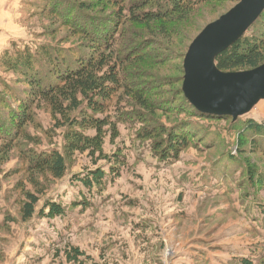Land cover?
<instances>
[{"label": "rangeland", "instance_id": "obj_1", "mask_svg": "<svg viewBox=\"0 0 264 264\" xmlns=\"http://www.w3.org/2000/svg\"><path fill=\"white\" fill-rule=\"evenodd\" d=\"M234 1H213L201 7L194 16L198 22L214 20L224 11L232 9L236 5ZM94 3L90 13L100 18H111V23L117 15L116 9L107 7L102 10V5L98 7ZM65 5L64 0H47L46 4L44 0H0V57L5 51L12 50L14 44L21 48H36L47 42L56 43V39L65 37V34L69 43H77L79 36L69 38L72 29L56 24L59 17L55 13L43 12L44 7L57 6V13H62ZM84 13L88 15V12ZM84 16L78 17L85 19ZM52 33L54 37H49ZM178 57L173 59L171 67L158 65L160 70L155 75L162 80L181 79L180 67L182 62L184 66L185 58ZM140 72L133 80L136 87H140L138 83L142 81L139 80ZM0 76L18 78L14 74L3 73L1 69ZM165 97L156 98H163L159 101L160 109H167L170 114L164 116L161 114L163 111L158 110V121L168 128L179 121L192 122L195 127L192 145L182 153L179 162L166 166L155 151L156 142L144 137V131L156 125V118L153 117L147 126L136 121H122L117 127L120 134L114 140L110 128H106V159L95 161L89 153H76L69 161L65 178L46 181L49 188L41 196L36 215L27 222L21 220L20 211L25 197L21 190H17V185L30 179L26 173L29 150L37 154L58 151L64 155L65 129L56 126L49 111L38 110L36 124L27 128L32 141L23 137L14 139L13 149L6 156L2 154L0 142V264H68L65 252L68 246L80 248L92 264H174V256L178 252H188V248L193 256L191 264H228L230 260V264H239L241 260L238 256L242 260L250 258L256 264L255 258L264 256V217L255 211L258 220L254 222L248 216L233 213L245 200L238 192L229 194L231 190L217 175L219 160L226 159L230 154L238 156L240 123L246 118L264 121V100L249 115L237 119L238 122L216 118L189 121L186 113H181L175 106L168 107ZM129 103L131 99L126 97L110 111V115L116 117L119 109L124 113L132 112ZM246 151H249V146ZM117 153L123 155L125 164L117 166L120 175H113L110 173L112 163L107 158H114ZM99 156L97 154L96 157ZM242 158L251 159L255 164L262 161L261 169H264L263 151L259 154L250 151ZM97 168L103 169L110 177L107 187L98 189L102 191L97 194L91 193L94 208L75 206L80 189H84L74 185L73 179L80 174L85 177L87 172ZM238 173L230 174V180L235 184L244 179ZM41 180L46 179L41 177ZM28 181L25 185L31 190L32 184ZM255 197L264 203V188L260 192L255 191L252 200ZM48 201L63 207L64 218L49 222L39 215ZM260 202H257L259 207L264 206ZM242 211L248 214L244 208ZM179 215L186 220L185 223L178 220ZM152 235L157 237L155 247L166 243V250H160L162 262L154 263L141 258L142 254L150 258L149 255L158 252L152 249ZM113 237L122 239L125 244L106 245L107 239L112 240ZM82 261L88 264L87 260Z\"/></svg>", "mask_w": 264, "mask_h": 264}, {"label": "trees", "instance_id": "obj_2", "mask_svg": "<svg viewBox=\"0 0 264 264\" xmlns=\"http://www.w3.org/2000/svg\"><path fill=\"white\" fill-rule=\"evenodd\" d=\"M44 1L46 4L47 0ZM213 1L221 0H64L66 5L62 13H57V6L49 9L44 7L43 12L55 13L59 17L56 24L72 29L69 38L79 36L77 43H69L65 39L68 35L65 34V37L56 39V43L47 42L36 48H21L14 44L12 50L2 54L0 69L3 73L18 76L17 79L0 76L2 154L6 156L11 152L16 138L33 140L27 128L36 124L38 110L49 111L56 126L65 129L64 155L58 151L37 154L29 150L26 173L30 179L20 181L17 185V190H21L25 197L20 211L22 221L34 218L41 196L49 188L46 181L65 178L70 167L69 161L76 153H89L95 161L106 159V128H110L114 140L120 134L117 127L122 121L131 120L147 126L153 117L156 118V125L147 128L144 137L156 142L155 151L162 162H166V166L179 162L182 153L192 145L195 127L192 122L184 121L170 128L161 124L156 114L158 110L163 111L161 114L164 116L170 113L167 109H160L159 101L163 98H156L158 96L166 95L164 101H168V107L175 106L181 113H186L189 121L195 118L233 120L231 117L203 114L190 104L183 92V62L180 67L181 79L162 80L155 75L160 70L158 65L173 66V59L177 55L184 60L195 38L207 25L222 16L204 23L198 22L194 16L201 7ZM240 1L234 2L237 5ZM93 3L98 4V7L102 5V10L107 7L116 9V17L111 23V18L96 17L90 13L94 9ZM230 10L224 11V14ZM84 12H88V15ZM80 15H85V19L79 18ZM53 34L49 37H54ZM157 40L160 41L155 45ZM215 63L225 73L249 71L264 65V12L241 39L216 57ZM137 70L141 71L140 87H136L133 81ZM126 97L131 99L129 104L133 108L132 112L124 113L119 109L116 117L110 115V111L117 108ZM240 124L242 129L239 131L236 153L241 157L230 154L226 159L219 160L217 175L231 190L229 194L238 192L240 198L245 200L240 209L233 213L248 216L251 221L257 222L255 211L264 217V206L259 207L257 202L260 199L255 197L252 200V197L255 191L260 192L264 188V169H261L262 161L255 164L251 159L242 157L250 151L253 154L264 153V121L246 118ZM248 146L249 151H246ZM97 154L100 156L96 157ZM122 156L117 153L114 158H107L112 163L111 174L120 175L117 166L125 164ZM233 172L243 175L241 183L235 184L230 180ZM41 177L46 180L42 181ZM109 179L101 168L90 170L85 177L81 174L75 177L72 183L84 190L80 189V197L74 205L94 208L95 201L91 199V193L102 191L98 189L107 187ZM27 181L32 184L31 190L25 185ZM242 208L247 215L241 212ZM64 214L63 207L52 201L46 202L39 211V215L49 222L64 218ZM177 218L184 223L186 221L181 215ZM65 252L68 264H83L85 254L80 248L68 246ZM239 260L242 264L254 263L250 258ZM255 261L256 264H264V256L255 258Z\"/></svg>", "mask_w": 264, "mask_h": 264}, {"label": "water", "instance_id": "obj_3", "mask_svg": "<svg viewBox=\"0 0 264 264\" xmlns=\"http://www.w3.org/2000/svg\"><path fill=\"white\" fill-rule=\"evenodd\" d=\"M264 12V0H241L207 25L184 60L183 92L199 112L234 121L264 100V65L249 71H220L216 57L235 44Z\"/></svg>", "mask_w": 264, "mask_h": 264}, {"label": "crops", "instance_id": "obj_4", "mask_svg": "<svg viewBox=\"0 0 264 264\" xmlns=\"http://www.w3.org/2000/svg\"><path fill=\"white\" fill-rule=\"evenodd\" d=\"M157 237H155L154 235H152V240H151V244H152V249L153 248H155L158 252H156V253H153V255H149L150 256V258H148L146 255H144V254H142V256H141V258L143 259V260H146V261H148L149 260V262L150 261H152V262H154V263H157V262H162V253L160 252V250H161V248L162 249H164V250H166V243L164 242L163 243V245L161 244V243H159V245H156V247H155V244H156V241H155V239H156ZM228 239V238H227ZM227 239H225V241L227 240ZM108 241H107V243H106V245H109V244H111V243H114L116 246H121L122 244H125L123 241H122V239H117V238H115V237H113V239L112 240H109V239H107ZM157 240V239H156ZM229 241H232L231 239H228ZM226 242H228V241H226ZM148 244H149V242H148ZM147 244V245H148ZM187 245V244H186ZM185 245V246H186ZM188 245H192V243H188ZM109 255H111V254H109ZM108 255V256H109ZM103 257H104V259H106V257H105V255H103ZM237 258H239L240 259V257L238 256ZM89 258L87 257V254L83 257V260H87L88 261V264H92V261H90V260H88ZM238 260V259H237ZM173 261H174V264H191L192 263V261H193V256H192V254H191V252H190V248H188V252H186V253H177V255L176 256H174V259H173ZM230 262H232L231 260H230ZM230 262H228V264H230Z\"/></svg>", "mask_w": 264, "mask_h": 264}]
</instances>
